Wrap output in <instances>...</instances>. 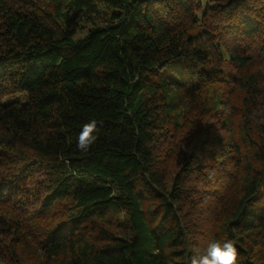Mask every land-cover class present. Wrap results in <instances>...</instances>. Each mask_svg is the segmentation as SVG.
<instances>
[{"label":"trees","instance_id":"1","mask_svg":"<svg viewBox=\"0 0 264 264\" xmlns=\"http://www.w3.org/2000/svg\"><path fill=\"white\" fill-rule=\"evenodd\" d=\"M263 238L264 0H0V264H264Z\"/></svg>","mask_w":264,"mask_h":264},{"label":"clouds","instance_id":"2","mask_svg":"<svg viewBox=\"0 0 264 264\" xmlns=\"http://www.w3.org/2000/svg\"><path fill=\"white\" fill-rule=\"evenodd\" d=\"M97 132L95 119L85 123L78 134L76 147L82 152H87L97 142ZM237 256L238 250L231 241H212L203 252H195L191 264H237Z\"/></svg>","mask_w":264,"mask_h":264},{"label":"rangeland","instance_id":"3","mask_svg":"<svg viewBox=\"0 0 264 264\" xmlns=\"http://www.w3.org/2000/svg\"><path fill=\"white\" fill-rule=\"evenodd\" d=\"M207 3H210V0H201V4H202V6L204 7ZM74 21H78V23L80 24V25H82V28H80L79 30H78V32L76 33V36H81V35H83L84 33H86V31H87V29L92 25V22H86V21H84V20H82V19H79V18H76V19H74ZM96 24H104L105 22H104V20H103V18H102V20L100 19V17H97L96 18V22H95ZM10 95V94H9ZM7 95V96H5L3 99L4 100H6V99H8L9 97L10 98H12V97H17L18 96V94L17 93H15V94H12V95ZM26 188H29L30 189V194H32V193H38L37 192V190H38V186L36 185V184H28V186H26ZM32 198H33V196L32 195H30ZM31 198V199H32ZM35 207H38V204L36 203V200H31L30 201V205H28L26 208H25V210H24V217L27 219V221L28 222H32V225H34V224H37V225H40V224H50V219L49 218H47L46 220L44 219V218H42V213L40 214V215H38V216H34L33 214H34V208ZM58 215H59V213H58ZM57 214H56V217L58 216ZM40 218H41V221H40ZM35 220H37L38 222H35L34 224H33V221H35ZM54 222V220H52L51 221V223H53ZM264 239V238H263ZM258 247H260V246H258Z\"/></svg>","mask_w":264,"mask_h":264}]
</instances>
